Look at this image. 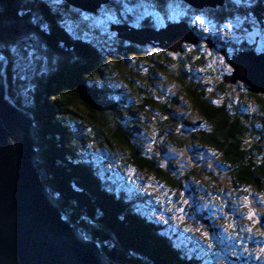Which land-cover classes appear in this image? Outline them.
<instances>
[{
    "label": "trees",
    "instance_id": "1",
    "mask_svg": "<svg viewBox=\"0 0 264 264\" xmlns=\"http://www.w3.org/2000/svg\"><path fill=\"white\" fill-rule=\"evenodd\" d=\"M175 5L205 12L217 20L234 14H252L258 17L260 28H264L261 25L264 21H260L264 16V3L259 0L241 11L236 10L232 0L203 9L182 0H108L95 13L73 7L65 0L55 12L48 0H0V54L7 61L9 96L33 115L38 126L37 148L43 181L56 195L64 216L89 238L98 240L103 251L118 264H201L176 247L187 250L186 245L178 244L173 235L167 233V226L161 220L138 208L139 204L147 202V194L120 189L116 183L102 177L78 149L89 142L86 130L91 129L95 138L104 144L126 149L128 163L152 170L169 185L182 189V178L170 175L155 157L143 152L135 136L143 127L142 122L131 124L125 115L141 111L150 115V109L161 111L168 120H160L159 112L155 113L159 118V131L168 134L176 145L186 142L185 131L174 124L178 116L172 110L178 98L163 100L165 95L159 91L156 96L147 83L153 73L168 75L180 84L190 109L199 115L197 123L191 122L192 126L199 124L191 137L200 147L216 153L231 172L233 183L238 188H246V194L255 204H262L258 191H264L263 141L260 140L264 138V94L249 90V85L241 80L225 81L224 77L232 70L221 69L217 56L213 61L215 66L207 68L209 59L199 42L206 43V50L223 52L220 55L227 63L228 54L254 48L245 41L229 46L225 38L216 34L208 35L213 40L212 49L207 38H202L204 33L195 26L194 32L200 36L198 43L184 42L183 50L177 52L165 50L157 43H132L111 30L113 22L159 28L155 20L140 14L139 10L149 6L156 15L164 13L168 17ZM106 11L111 14L107 15ZM114 13L118 14L117 20ZM85 15L91 16L90 23ZM33 16L50 23L49 32L28 41L41 45L37 55L46 57L47 64L43 59L34 61L25 74L16 67L11 48L22 47L25 36L36 35L30 24ZM183 17L193 25L190 17L178 18ZM172 20L175 19H166V22ZM97 23L102 24L103 35L94 25ZM86 32H91L92 36H86ZM53 39L59 41L55 47L46 42ZM172 53H178V58ZM199 67L206 68L205 80L192 71ZM141 68L148 74L144 75ZM21 75L25 78L21 79ZM114 77L122 78L119 80L122 83L118 81L119 85L115 86L111 80ZM211 80L217 82L215 90ZM123 83L128 88L125 93ZM210 94L221 96L222 100L217 103ZM131 96L134 104L127 106L125 98ZM248 99L254 101L255 113L251 112ZM201 119L204 126L200 125ZM147 120L153 122V117L147 116Z\"/></svg>",
    "mask_w": 264,
    "mask_h": 264
},
{
    "label": "rangeland",
    "instance_id": "2",
    "mask_svg": "<svg viewBox=\"0 0 264 264\" xmlns=\"http://www.w3.org/2000/svg\"><path fill=\"white\" fill-rule=\"evenodd\" d=\"M139 12L155 20L160 27L171 22H166V19H175L172 21H176L181 19L178 18L180 16L190 17L193 20L192 27L195 26L204 33L202 35L203 39H209L210 35L219 34L226 39L229 46L233 43L239 44L245 41L258 52H264V28H260L259 22L256 20L253 25L246 19L237 21V16L243 17L248 14H234L225 17L223 20H217L212 15L191 10L184 5H181V7L173 6L168 17L164 13L156 15L154 11L150 10L149 6L139 10ZM105 13L107 15L111 14L108 11ZM112 15L117 20L118 14L114 13ZM197 15L204 18V27L209 28L208 32H204L199 21L195 20ZM84 18L88 19L90 23L91 16L85 15ZM253 18L256 19L255 16ZM260 21H264L263 15ZM65 22L68 23L67 20ZM94 25L99 27L100 35H103L105 30H102V24L97 23ZM228 25H231V27ZM115 32L117 34V31ZM85 34L86 36H92L91 32ZM109 35L107 34V36ZM199 44H201V49L209 59L206 67L215 66L213 63L215 57L223 52L220 51L219 54L217 51L206 50L208 48L203 41H200ZM173 56L178 58L177 55ZM227 56L229 57V55ZM228 67L231 66L226 60H223V64L220 63L221 69L226 71ZM204 69L206 68L199 67L193 68L192 71L205 80ZM140 71L144 75L148 74L143 68ZM111 80L116 86L119 85L118 81L122 78L114 77ZM148 80L147 83L151 86L150 89L155 91L156 96H158L157 91H159L166 96L164 98L161 96L163 100H167V97L172 100L174 96L178 98L179 102L176 105L173 103L175 107L172 106V113L178 116L175 118L174 124L177 123V128H180L182 132L185 131L186 142L181 146L176 145L170 141L168 134L159 131V118L155 113L159 112L160 120L164 118L168 120L161 111L150 109V115L144 114L143 111L130 116L129 113L125 112V115L131 124L142 122L143 127L135 132V136L140 142L143 152L155 157L159 165L164 167L170 175L182 178V189L169 185L167 181L152 170H143L134 164L128 163L126 161L128 159L126 158V149L118 145L112 147L104 144L98 138H95L96 134L91 129L86 130L90 136L89 142L78 149L84 152L86 159L93 164L102 177L116 183L120 189H124L129 193L135 190L147 194V202L143 205L139 204L138 208L142 212L151 215V217L161 220L167 226V233L173 235L178 244L187 246V250H185L176 245L183 253L191 256V259L199 260L201 264H264V251H261L264 249V235L261 234L264 232V191H258L260 194L258 200L263 204V207L253 206L251 204L252 200L246 194L247 189L238 188L233 183L231 172L222 165L220 157L210 149L200 147V144L191 137L194 128L199 127V124L192 126L191 122L197 123L196 120H198L199 115L193 109H190V102L186 99L185 94L181 92L182 88L176 80L162 73H153ZM215 80L210 81L213 90L216 88L217 82ZM123 84L125 93L128 88L125 83ZM210 95L213 96V101L217 103L222 100L221 96ZM133 96L125 98L127 106L134 104L132 102ZM121 98V96L117 97L118 100H121ZM248 100L251 112L255 113L256 111L252 110L254 101ZM254 109L256 110L255 107ZM147 116L153 117V122L148 121ZM182 119L189 122L183 123ZM168 125L173 124L169 123ZM200 125H205L202 119ZM262 135L264 136V127L262 128ZM260 140L263 141L261 157H264V138H260ZM107 155L108 157H106ZM171 164H174V166ZM188 190L191 192L187 193ZM245 197H247V200ZM168 201H171V204ZM172 205L176 207L172 208ZM250 211L254 214L250 215ZM201 212L209 217L214 231H210L211 224H209L210 228L200 225L195 215ZM251 241L259 242L260 246L249 244Z\"/></svg>",
    "mask_w": 264,
    "mask_h": 264
},
{
    "label": "water",
    "instance_id": "3",
    "mask_svg": "<svg viewBox=\"0 0 264 264\" xmlns=\"http://www.w3.org/2000/svg\"><path fill=\"white\" fill-rule=\"evenodd\" d=\"M65 1L92 13L108 2ZM183 1L202 9L222 6L226 0ZM111 29L117 31L119 38L132 43L155 42L176 52L183 50L184 42L198 43V35L186 20L169 22L157 29L127 24H112ZM35 44L37 48L41 46L37 41ZM228 62L233 69L224 77L225 81L241 80L249 85V90L264 94V52L241 50ZM5 66L0 62V264H116L98 240L89 238L64 216L56 195L43 181L38 126L33 115L9 96ZM251 204L262 206L253 201ZM196 217L202 227L210 228V221L203 214Z\"/></svg>",
    "mask_w": 264,
    "mask_h": 264
},
{
    "label": "snow or ice",
    "instance_id": "4",
    "mask_svg": "<svg viewBox=\"0 0 264 264\" xmlns=\"http://www.w3.org/2000/svg\"><path fill=\"white\" fill-rule=\"evenodd\" d=\"M62 0H48V5L50 6L52 12H55L58 9V6L61 4ZM260 3H264V0H259ZM233 5L236 7L237 11L245 10L248 9L250 6H254V0H232ZM49 21H51V18H48ZM241 19H246L253 25L256 23V19L253 18L252 14L245 15L243 17L237 16V21L239 22ZM196 21H199L200 27L204 32H208L209 28L204 27L205 25V20L202 16L197 15L195 17ZM30 24L33 27V31L36 33V35H28L24 37V42L22 44V47L17 48V47H12L11 48V53L15 57V65L22 73H27V70L33 65L34 61H39V60H44L45 65L47 64V58L41 55H37V46L35 43H28V41H35L36 36H43L44 33L49 32V27L50 23H45L40 17L38 16H33ZM231 27V25H228ZM42 30V31H41ZM50 43V46L55 47L56 44L59 42L58 39H53L50 41H46ZM62 46V45H61ZM172 55H178V53H172ZM216 60H218L221 64H223V57H216ZM0 62L7 63L5 60L4 55L0 54ZM43 67V66H42ZM227 71H231V67L226 68ZM21 79L25 78V75H21ZM31 87V85H29ZM25 93H27V89L23 90ZM247 200V197H245ZM186 202V201H185ZM169 204H171V201H168ZM175 205H172V208H175ZM171 210V209H169ZM182 211V210H180ZM254 213H251L250 215H253ZM264 235V232L261 233ZM83 239L87 240L88 237L86 235H83ZM261 251H264L262 249Z\"/></svg>",
    "mask_w": 264,
    "mask_h": 264
},
{
    "label": "bare ground",
    "instance_id": "5",
    "mask_svg": "<svg viewBox=\"0 0 264 264\" xmlns=\"http://www.w3.org/2000/svg\"><path fill=\"white\" fill-rule=\"evenodd\" d=\"M183 1V0H182ZM185 2V1H184ZM188 5H190V6H192V7H194L193 5H191L190 3H188V2H186ZM105 4V3H104ZM103 5V4H102ZM209 7H211V6H209ZM78 8V7H77ZM100 8V7H99ZM195 8V7H194ZM205 8V7H204ZM203 9V8H202ZM84 11V10H83ZM180 20H186V19H184V18H182V19H180ZM176 21H179V20H176ZM187 21V20H186ZM172 22H174V21H172ZM189 23V22H188ZM115 24V23H114ZM122 24H124V23H122ZM126 24V23H125ZM128 25V24H127ZM189 25L192 27V25H191V23H189ZM131 27V26H130ZM134 27V26H133ZM152 27V26H151ZM163 27V26H162ZM136 28H139V27H136ZM141 28V27H140ZM153 28V27H152ZM159 28H161V27H159ZM157 29V28H156ZM192 29H193V27H192ZM194 30V29H193ZM198 35V34H197ZM200 38V36L198 35V39ZM125 40V39H124ZM207 40H209V39H207ZM211 40L212 39H210V42H211ZM128 41V40H127ZM213 41V40H212ZM131 42V41H130ZM210 42H209V45H210ZM152 43H155V42H152ZM147 44V43H146ZM140 45H143V44H140ZM157 45H158V43H157ZM159 46V45H158ZM213 45H211V47H212ZM160 47V46H159ZM162 48V47H161ZM165 50H167V49H165ZM245 50H247V49H245ZM249 50V49H248ZM253 50H255V49H253ZM256 51V50H255ZM256 52H258V51H256ZM258 53H260V52H258ZM229 55V54H228ZM230 57H232V55H229V57L228 58H230ZM229 63V62H228ZM5 71H6V66H5V69H4ZM6 75V77H7V74H5ZM8 79V78H7ZM256 243H258L259 244V242H256V241H251V242H249V244H256ZM101 245V244H100ZM260 245V244H259ZM102 247V246H101ZM117 264V263H116Z\"/></svg>",
    "mask_w": 264,
    "mask_h": 264
}]
</instances>
